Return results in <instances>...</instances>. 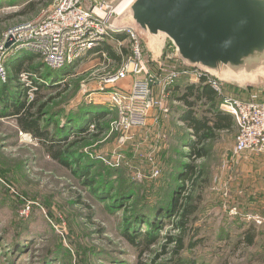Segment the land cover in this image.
Segmentation results:
<instances>
[{
  "label": "rangeland",
  "instance_id": "1",
  "mask_svg": "<svg viewBox=\"0 0 264 264\" xmlns=\"http://www.w3.org/2000/svg\"><path fill=\"white\" fill-rule=\"evenodd\" d=\"M51 5L0 0V41L14 26L43 18ZM116 40L106 46L117 54L130 49L127 36L122 46ZM27 52L10 53L7 62H22ZM26 59L25 67L37 62L39 73L34 82L27 75L0 81V111L35 101L38 126L63 141L68 165L23 131L16 115L0 117V264H264V231L256 246L244 245L237 238L241 218L231 215L234 207L242 216L264 214V190L248 172L264 169L252 164L262 154L234 153L237 124L207 143L206 156L190 157L182 104L169 101L172 112L159 126L126 132L115 122L118 112L99 88L121 56L90 51L69 75L66 66H42L35 54ZM160 62L181 63L169 48ZM158 64L150 56L149 66ZM192 166L198 181L182 184ZM189 204L196 208L183 231L181 211ZM148 232L158 237L149 247L139 235Z\"/></svg>",
  "mask_w": 264,
  "mask_h": 264
},
{
  "label": "built area",
  "instance_id": "2",
  "mask_svg": "<svg viewBox=\"0 0 264 264\" xmlns=\"http://www.w3.org/2000/svg\"><path fill=\"white\" fill-rule=\"evenodd\" d=\"M121 3L122 0H52L43 18L14 26L0 41V81H6L9 76L11 66L7 64V55L10 53L28 51L41 59L45 67L60 69L81 60L93 50L108 56L101 47L115 39L117 45L122 46L124 41L119 37L127 36L131 47L126 53L120 51V68L109 74L99 88L117 110L115 122L118 126L129 132L148 127L149 122L152 126L161 125L164 117L171 113L169 101L174 89L186 78L191 83L210 84L221 96L220 109L236 120V155L264 154V98L257 92L248 98L230 93L225 82L178 59L175 60L182 64L159 62L158 69L152 71L150 56L137 32L130 27L115 28L110 23L117 16ZM8 42L10 46H7ZM171 52L173 54L174 49ZM23 75L27 73H21V78ZM127 81L130 82L127 84ZM28 135L32 136H25ZM159 173L156 168L153 175ZM231 215L258 225L264 223L262 215L249 213L242 216L237 207L231 209Z\"/></svg>",
  "mask_w": 264,
  "mask_h": 264
},
{
  "label": "water",
  "instance_id": "3",
  "mask_svg": "<svg viewBox=\"0 0 264 264\" xmlns=\"http://www.w3.org/2000/svg\"><path fill=\"white\" fill-rule=\"evenodd\" d=\"M110 23L134 29L153 62L171 46L189 67L264 88V0H131Z\"/></svg>",
  "mask_w": 264,
  "mask_h": 264
},
{
  "label": "trees",
  "instance_id": "4",
  "mask_svg": "<svg viewBox=\"0 0 264 264\" xmlns=\"http://www.w3.org/2000/svg\"><path fill=\"white\" fill-rule=\"evenodd\" d=\"M118 35L117 37H119ZM119 38H124L120 36ZM108 54L112 58L120 60V54H117L116 51L111 49L108 46ZM172 51L173 47H169ZM128 49L124 48L123 52H127ZM22 62L14 61L10 63L12 68L9 73L6 81L3 82L8 84L11 83L12 80L20 79V74L23 70L26 71L27 75L33 81L36 77L35 74L39 73L36 71L38 69L36 66L31 64L30 66L25 67L26 58H22ZM45 67L44 63L42 62ZM65 74H71L72 65L66 66ZM47 68V67H46ZM64 72V71H63ZM66 75V76H67ZM64 76V77H66ZM34 82V81H33ZM19 84V83H15ZM36 90H39L36 88ZM172 100H176L181 102V107L178 110L179 120L184 124L187 130L191 132V139L183 141L184 144L189 148L190 157L200 158L206 156L208 154V150L206 148L207 143L210 140L218 137V132L221 130H232L236 126V122L228 112H225L220 109V102L222 100L221 96H218L213 87L208 83H187L185 81H181L176 88L174 89L172 96ZM205 100V101H204ZM202 102V110H199L200 102ZM35 101L29 102L28 100L22 102H15L9 105V112L4 114L3 111H0V117H5L8 115H16L19 121V124L23 131L31 132L32 134L38 135L41 138V141L47 145L51 156L61 162L64 165H68V162L62 156V151L60 146H62L63 141L55 140L53 135H49V133L43 131L39 126V121L35 118V113H33V109L35 107ZM91 119L90 115L88 120ZM92 120V119H91ZM79 126H77L78 128ZM59 147V148H58ZM54 148H57L56 150ZM196 173V166H192L188 172L184 175H181L180 180L183 181L187 179H191L192 184L194 185L198 181V177H192ZM195 205L185 206L181 211V221L180 226L183 231H186V225L188 224L189 217L194 214ZM149 222V221H147ZM141 242H143L147 247H149L152 243L156 242L157 234L151 233H140ZM249 243H252V238L248 239ZM179 244H183V237L179 239ZM190 264H195L192 260L188 261ZM178 264H182V262H178Z\"/></svg>",
  "mask_w": 264,
  "mask_h": 264
},
{
  "label": "crops",
  "instance_id": "5",
  "mask_svg": "<svg viewBox=\"0 0 264 264\" xmlns=\"http://www.w3.org/2000/svg\"><path fill=\"white\" fill-rule=\"evenodd\" d=\"M106 48H108V47L106 46ZM106 50L108 52V49H106ZM27 53H29V54H25L24 53L22 55V58H26L27 55H34V54L30 53V52H27ZM149 56H150V54H149ZM38 62H40V64H42V61H38ZM11 63H13V62H11ZM36 63L37 62H35V64ZM7 64L10 65V63H8V62H7ZM35 64H34V66H36ZM42 66H43V64H42ZM150 68L152 69V67H150ZM157 69H158V67L156 66V67H154L152 69V71L153 70H157ZM11 70H12V68L10 67V72H11ZM181 81H185L187 83H191V82H188L186 78L185 79H182ZM129 82L130 81H127L126 83L128 84ZM193 83H195V84H201V83H197V82H193ZM263 89H259V88H256V87H251L248 90H246V89H243V88L234 86L232 84L226 83V90L228 92L233 93V94H236V95H238L240 97H245V98H248V97L251 96V94H253L254 92H257V93H259L260 98L263 99L264 98V93H262V92H264ZM216 93H217V91H216ZM217 95H218V93H217ZM171 101H174V100H172V98H171L170 99V102ZM174 102L181 104V102L176 101V100ZM202 102L203 101L200 102V105L202 104ZM176 103H174L173 105H175ZM198 107H199V110L204 109V108H202V105L201 106L198 105ZM171 112H172V110H171ZM165 118H166V116L164 117V119ZM234 120H235V118H234ZM235 122H236V120H235ZM221 131H224V130H221ZM247 155H251V154H247ZM252 155H254V154H252ZM255 156H254V158H256V159L253 160L252 164H254L255 166L258 165V162H262L264 164V154H262V155H255ZM263 171H264V169H262V170H249L248 171L249 174H251V177L253 176L257 180V183L256 184L259 185V186H261L260 187L261 188L260 194H263L262 189L264 190V172ZM260 174H261V176H260ZM259 199L264 200V198H262V197H260ZM260 215L264 216V214H261V213H260ZM240 221H242V227H241V232H239L238 235H237L238 241L240 243H243L244 245H246V244H250L248 242L249 241L248 239L249 238H252V241L253 242L251 244H254V246H256L255 243H257L260 240V235L264 231V223L262 225H258L254 221H247L246 219H240Z\"/></svg>",
  "mask_w": 264,
  "mask_h": 264
},
{
  "label": "bare ground",
  "instance_id": "6",
  "mask_svg": "<svg viewBox=\"0 0 264 264\" xmlns=\"http://www.w3.org/2000/svg\"><path fill=\"white\" fill-rule=\"evenodd\" d=\"M130 1H131V0H122V3H121V5H120L119 10H120L121 8H123L125 5H127L128 3H130Z\"/></svg>",
  "mask_w": 264,
  "mask_h": 264
}]
</instances>
